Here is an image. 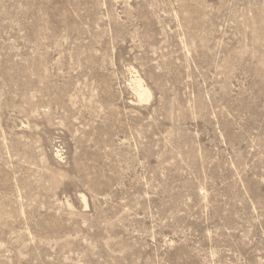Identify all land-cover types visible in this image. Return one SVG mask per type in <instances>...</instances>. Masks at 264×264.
I'll use <instances>...</instances> for the list:
<instances>
[{
	"label": "rangeland",
	"instance_id": "rangeland-1",
	"mask_svg": "<svg viewBox=\"0 0 264 264\" xmlns=\"http://www.w3.org/2000/svg\"><path fill=\"white\" fill-rule=\"evenodd\" d=\"M0 264H264V0H0Z\"/></svg>",
	"mask_w": 264,
	"mask_h": 264
},
{
	"label": "bare ground",
	"instance_id": "bare-ground-1",
	"mask_svg": "<svg viewBox=\"0 0 264 264\" xmlns=\"http://www.w3.org/2000/svg\"><path fill=\"white\" fill-rule=\"evenodd\" d=\"M135 94L138 97L139 100H143L144 97H148L149 93L147 89L142 85V82L139 78H136L135 80Z\"/></svg>",
	"mask_w": 264,
	"mask_h": 264
}]
</instances>
